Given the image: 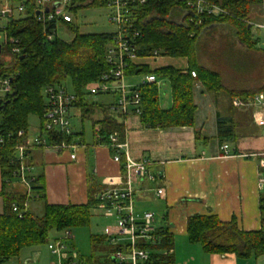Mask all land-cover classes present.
Masks as SVG:
<instances>
[{
  "label": "trees",
  "instance_id": "obj_1",
  "mask_svg": "<svg viewBox=\"0 0 264 264\" xmlns=\"http://www.w3.org/2000/svg\"><path fill=\"white\" fill-rule=\"evenodd\" d=\"M209 3L223 8L227 14L219 17H201L202 23L187 25L179 17L183 4L179 0L152 1L148 7L139 11L141 31L138 40L137 55L142 59L150 57L153 52L171 58L187 60V69L174 66L151 68L147 64L134 63L130 65L126 74L131 79L155 74L159 79L168 81L171 86L172 107L164 110L160 105V89L155 85H141L140 96L142 102L141 122L149 129L194 127L197 106L194 92L197 85L203 86L207 93L216 98L226 94L232 101L235 98L247 100L261 91H231L223 84L222 75L208 69L202 63L197 53L198 39L205 29L221 25H228L234 38L247 49H255L258 41L254 40L252 29L246 20L250 10L258 4L257 0H207ZM93 7H99L94 3ZM68 27L76 34L71 42L52 40L49 42L43 35L41 24L35 20L30 10L18 20H11L7 27L8 36L19 41L22 54L13 56L10 62L0 57V74L12 75V94L0 106V135L7 138L20 131L29 132V116L34 115L41 120L46 111L44 89L50 86L65 87L71 82L75 95L74 108L89 113L94 104L90 102V94L85 90L90 83L96 82L104 74L109 73L111 65L105 61L110 34H82L78 27L69 24ZM196 72L193 78L192 73ZM263 91V90H262ZM14 94V95H13ZM115 96V94H99ZM95 97V96H93ZM115 102V101H114ZM103 113L104 119L99 121L98 144H108L109 137L118 133L124 140L125 124L118 120L124 118L114 114L112 106ZM233 106V105H232ZM233 109V107H232ZM111 112V115L108 114ZM217 138L220 145L236 143L237 134L233 119H218ZM42 134L44 132L42 131ZM51 144L77 143L79 134L67 136L64 133H46ZM14 140V142H15ZM80 140V139H79ZM196 140L208 142V138L196 133ZM13 141V140H12ZM14 142H8L0 147V169L2 187L0 199L3 211L0 214V264H5L18 258L26 249L46 246L51 241L52 232H71L73 228H87L93 218V211L97 208L94 190L89 191L86 205H53L47 202L44 176L34 175L36 180L31 184V193L20 185L11 184L14 170L9 164L13 155ZM81 144V143H79ZM42 205L38 215L30 208L31 200ZM29 205L26 209L25 205ZM18 209L14 211V207ZM264 224V196L260 201ZM187 237L192 245L200 246L206 254L226 255L235 254L240 260L259 259L264 257V228L258 232L242 231L233 219L229 223L222 222L217 215H193L187 219ZM155 245H147L150 250V260L147 264H171L174 242L167 231H158ZM105 237L92 236L93 253L89 258L91 264H105L104 257H95V252L101 248ZM110 264V261H109Z\"/></svg>",
  "mask_w": 264,
  "mask_h": 264
},
{
  "label": "crops",
  "instance_id": "obj_2",
  "mask_svg": "<svg viewBox=\"0 0 264 264\" xmlns=\"http://www.w3.org/2000/svg\"><path fill=\"white\" fill-rule=\"evenodd\" d=\"M260 54L264 68V54L262 52ZM175 61H182L184 64L172 66L178 69L188 68L186 59L180 58ZM142 63L152 67L145 60ZM253 83L251 86H233L224 83L223 80L225 87L231 91H262L264 69L260 80ZM104 97V100L99 102L90 99L94 106L89 113L77 108L71 112V117L76 115L77 118H82V121L85 118L91 120L92 141L88 142L85 139L82 127L81 132H76L80 139L77 144H81L75 150L32 151L30 163L33 165V173L36 176H44L49 204L86 205L91 189L95 194H99L105 189L110 178L120 180L123 174L121 164L114 161L113 153L107 147L96 144L95 131L98 129L99 121L107 114L103 113V109L108 110L116 100V96ZM194 99L197 106L194 127L149 129L143 126L141 117L129 115L126 118H118L125 124L124 140L129 145L131 158L140 162L141 160L153 162L149 168L150 172L164 177V180H158L154 184L145 183L142 186V191L135 197L136 212L138 215H142L143 212H152L156 215L157 212L162 216V222L158 226L155 222V228L167 230L173 237L171 264H264V257L240 260L231 253L209 255L200 246L188 242L187 219L193 215L215 214L224 223L235 219L240 229L246 232H258L264 226L260 210L264 189L259 182V157L256 156L264 153V128L255 124L251 109H235L227 96L225 99L216 98L207 93L201 85L196 86ZM161 108L168 110L162 105ZM108 114L111 115V112L108 111ZM220 118L233 119L237 126L238 141L229 143L230 156L226 157L217 138V122ZM197 131L208 138L207 143L196 140ZM159 187L165 188L163 197L156 195ZM0 204L1 214L3 211L1 199ZM34 207L35 205L31 204V208ZM102 236L104 237V234ZM177 237L185 238L189 247L178 249ZM73 246L79 260L84 264H91L89 258H84L74 243ZM110 252L111 249L106 255H100L98 257L100 262H103L101 259L105 256V264H109ZM5 264H59V261L46 245L26 249L18 258Z\"/></svg>",
  "mask_w": 264,
  "mask_h": 264
},
{
  "label": "built area",
  "instance_id": "obj_3",
  "mask_svg": "<svg viewBox=\"0 0 264 264\" xmlns=\"http://www.w3.org/2000/svg\"><path fill=\"white\" fill-rule=\"evenodd\" d=\"M152 1L161 0H0V57L6 62H10L13 56L22 54L19 41L8 36L7 27L11 20L21 19L27 11L33 13L43 30L46 40H60L58 32L65 29L69 24H74L76 15L81 8H93L94 3L99 7L109 10V20L115 26V30L110 34L105 61L111 65L109 73L104 74L96 82L90 83L85 90L91 95L115 94L116 100L111 110L114 114L121 117L129 115L138 116L142 112V102L140 96L141 85L155 84L159 89L160 79L155 75H145L135 82L127 74V68L149 58L160 57L159 52H153L150 57L140 58L137 55L139 48L138 40L141 36L138 24L140 23L139 11L146 8ZM183 4L180 13V21L187 25L202 23L201 17H219L227 14L226 11L207 0H179ZM248 19L247 26L252 29L254 40L258 45L263 41L261 52L264 54V0H257ZM259 8L262 12H256L253 8ZM260 18L261 23L256 19ZM6 23H3L2 21ZM70 29V28H69ZM258 47V46H257ZM193 78L196 72L192 73ZM12 75L0 74V106L12 94ZM45 106L43 114L42 128H38L36 135L20 131L17 133L16 140L14 135L7 138L0 135V147L8 142H14L12 146L13 155L9 159L14 172L7 182L20 185L28 195L31 196V184L36 180L33 173V165L30 163L32 151L35 149L65 151L77 149V143L67 145L51 144L46 133H64L67 136L74 134L71 127V112L74 109L75 95L60 86H50L44 89ZM235 109L247 108L253 111L255 124L264 128V89L256 93L251 98L243 100L235 98L232 101ZM42 131L44 134H42ZM97 145L107 147L113 153L115 162L122 166V176L120 180L110 178L107 186L96 196L98 203L96 210L102 216L113 221L112 225L105 227L104 237L106 244L111 252L108 255L110 264H146L150 260V250L147 245H155L158 240V231L155 228L156 215L152 212H143L138 215L136 212L135 197L145 183L154 184L158 180H164L163 176L154 175L150 172L153 162L148 160L135 161L129 153V145L125 140H121L118 133L109 137V143L98 144L101 140L99 128L96 129ZM13 140V141H12ZM223 155L230 156L229 144L221 148ZM259 157L258 165L260 168L261 188L264 189V153L256 155ZM156 195L163 197L165 188L159 187ZM26 209L29 205H25ZM18 206L14 207V211ZM264 228V226H263ZM62 237L51 240L47 247L59 261V264H84L79 260L77 252L69 246L73 241L72 232L64 231Z\"/></svg>",
  "mask_w": 264,
  "mask_h": 264
},
{
  "label": "rangeland",
  "instance_id": "obj_4",
  "mask_svg": "<svg viewBox=\"0 0 264 264\" xmlns=\"http://www.w3.org/2000/svg\"><path fill=\"white\" fill-rule=\"evenodd\" d=\"M256 12L262 13L257 7L253 8ZM109 10L103 7H93V8H81L78 13L74 15V26L78 27L79 33L82 34H108L113 33L115 26L110 22ZM3 23H6L4 20ZM257 23H261V19H256ZM59 37L62 42H71L75 33L65 27L59 32ZM263 41H261L257 48L247 49L242 46L239 41H237L233 32L230 30L228 25H221L215 27H208L203 31L201 36L198 39L197 53L200 57L202 63L211 70H214L220 73L223 77L224 83L239 86L246 85L251 86L254 84V81L260 80L263 73V65L261 58V48ZM176 58H171L169 56H160L158 58H149L145 60L150 64L151 68L157 67H166L168 65L180 66L183 65L182 61H175ZM180 62V63H179ZM143 77L140 76L136 79H133L135 82H138ZM67 91L73 92L71 82L68 80L65 83ZM160 101H162V107L168 109L172 106L171 98V86L168 81L160 79ZM112 96V95H111ZM166 96V97H165ZM226 94L222 95L221 98L225 99ZM104 96L96 95L95 97L90 96V99L94 102H99L104 100ZM109 100V99H108ZM113 100V97H112ZM71 127L74 133L81 132L82 127H84L85 139L88 142L93 139V124L91 120L85 118L82 121V118H77L75 115L71 117ZM29 120V133L34 136L37 133L38 128L41 126V120L38 117L31 115L28 118ZM2 187V181L0 178V191ZM1 193V192H0ZM31 204L35 205L34 212L40 215L42 205L39 202L31 200ZM1 205V204H0ZM156 212V211H155ZM93 218L91 219L90 226L87 228H73L72 237L73 241L69 242V246L74 247L73 243L77 247V250L81 253L84 258H90L93 253V245L91 244L92 236H102L104 234V229L107 226L112 225L113 221L102 216L98 210L94 209ZM156 226L162 222V216L156 212ZM51 240L55 238L58 239L62 237L63 233L52 232ZM176 242L178 243L177 248L182 249L184 246L189 247V243L185 238L177 237ZM108 245L104 241L100 249L95 252V257L98 258L100 255H103L110 250ZM199 247V246H198ZM105 250H102V249ZM103 260V259H102Z\"/></svg>",
  "mask_w": 264,
  "mask_h": 264
},
{
  "label": "water",
  "instance_id": "obj_5",
  "mask_svg": "<svg viewBox=\"0 0 264 264\" xmlns=\"http://www.w3.org/2000/svg\"><path fill=\"white\" fill-rule=\"evenodd\" d=\"M14 95V94H13Z\"/></svg>",
  "mask_w": 264,
  "mask_h": 264
}]
</instances>
